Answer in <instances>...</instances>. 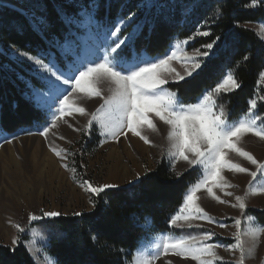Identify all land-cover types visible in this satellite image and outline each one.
Returning a JSON list of instances; mask_svg holds the SVG:
<instances>
[{
	"label": "snow or ice",
	"instance_id": "obj_1",
	"mask_svg": "<svg viewBox=\"0 0 264 264\" xmlns=\"http://www.w3.org/2000/svg\"><path fill=\"white\" fill-rule=\"evenodd\" d=\"M101 6L95 3V0L90 5L93 9ZM257 6L264 7V0H248L244 5L246 9ZM108 7L110 9L112 5ZM222 15V6L213 10V19ZM86 16L88 22L94 23L90 14L86 13ZM135 16V13L118 15L105 28V40L98 49L67 63L51 58L50 53L43 50H36L35 54H32L16 48L11 53L16 64L24 65L28 62L31 77L22 78L20 74L16 76L25 85L26 98L30 102L34 101L36 108L47 111L52 117L51 121L47 122L48 126L37 134L47 136L58 120L75 112L90 117L86 131L95 125L99 126L100 134L104 138L101 143L109 139L117 140L119 136H126L130 132L145 144H149L151 141L144 131L145 128L157 131L153 119L158 117L168 126L169 149L166 155L170 166L174 167L177 160L183 159L188 166L198 169L200 173L197 181L186 192L179 211L170 216V227H191L192 222L196 220L216 223L219 227L228 226L218 223L198 204V193L201 190L206 191L219 203H229L214 193V189H219L226 196L234 195L226 191L227 188L235 186L227 182L223 174L225 171L246 173L252 178L245 193L235 195L236 203L231 205L241 210L247 227H242V220L236 219L234 223L237 232L234 233V242L229 245L213 242L215 233L211 231L185 235L162 233L154 238L150 246L137 250L132 264H155L162 255L169 253L184 260L191 259L196 264H215L223 259L216 251L221 247L234 254L239 253L235 264H246L248 259L254 257L259 237L264 234V225L259 224L256 218L246 211L251 195L264 194V162L258 161L240 145L248 134L264 141V114L260 111L264 106V87H261L264 86V63L259 65L257 89L247 101V110L238 118H231L228 106L221 102V94L232 93L243 86L232 68L224 73L214 87L204 89L196 102L186 103L182 92L199 86L200 78L213 65L222 48L234 42L235 34L229 33L223 37L217 35L211 42L202 44L200 48L193 47L189 52V41L197 36L211 35L210 31L198 28L191 36L170 45L168 53L164 56L149 58L137 47L144 26L136 22ZM33 23L40 31L55 27L53 22L44 16L34 18ZM66 23L72 24L75 21L68 18ZM207 23L206 20L205 24ZM129 26L131 31H127ZM236 26H240L239 21ZM260 55V52L253 53L248 49L241 60L247 63ZM173 61H178L184 71H177L172 66ZM239 66L240 61L237 62V67ZM169 77L175 84L174 88L167 87L170 83ZM105 84L108 85L107 95H104L102 88ZM93 97H99L103 101L95 112L88 113L77 103L82 98ZM150 113L154 114L153 118H150ZM11 142L12 140L5 138V143ZM52 151L61 160L68 155L64 149L52 148ZM232 153L250 162L255 166V170L250 171L247 167L235 163L230 156ZM63 166L73 173L76 172L75 167L70 168L68 164ZM73 179L75 181L76 177L73 176ZM135 179L141 184L145 183L140 174H137ZM79 186L97 196L105 189L119 188L115 183L94 186L87 179L81 180ZM61 215L63 214L58 211L43 212L42 216L32 214L29 221L35 223L44 217L57 218ZM74 215L79 216L80 213ZM14 227L18 236L13 239V246L9 251L13 254L16 252L22 244L23 234L27 232L29 240L24 242V246L32 252V237L37 230L26 229L19 224ZM39 232L44 237L40 251H44L50 247L49 237L45 235V229L41 228ZM44 260L46 264H58V260L47 252H44Z\"/></svg>",
	"mask_w": 264,
	"mask_h": 264
},
{
	"label": "trees",
	"instance_id": "obj_2",
	"mask_svg": "<svg viewBox=\"0 0 264 264\" xmlns=\"http://www.w3.org/2000/svg\"><path fill=\"white\" fill-rule=\"evenodd\" d=\"M8 1L21 6L15 8L0 2V127L8 134L32 131L48 120L47 113L26 98L25 85L16 76L31 77L28 63L16 64L10 48L32 54L43 50L51 58L63 60L59 47L79 30L83 10L90 12L104 30L118 15L135 13L136 22L144 26L137 47L150 57L166 54L170 45L191 36L198 28L210 31L211 35L196 37L190 50L211 42L217 35L235 34L234 42L217 54L213 65L200 78L199 86L182 92L186 103L196 102L204 89L214 87L229 68L236 71L243 85L222 96L221 102L228 106L231 118H238L247 110V101L257 89L259 65L264 63V41L248 24L264 22V7L246 9L248 0H95L102 5L95 9L90 7L93 0ZM109 5H112L110 9ZM221 6L223 15L213 19V10ZM40 16L47 17L55 27L40 31L33 23ZM68 18L75 23H66ZM131 30L129 26L127 31ZM248 49L261 55L245 63L241 58ZM167 87L174 88L175 84ZM260 111L264 114V106ZM100 142L98 129L93 127L89 134L82 135L78 144L83 151H92ZM199 175L197 169L177 174L161 160L153 172L142 178L144 184L139 181L127 188L110 189L93 196L90 212L37 223L49 237L47 253L58 264H132L144 241L172 231L169 218L179 211L186 192ZM247 213L264 224V211L248 209ZM11 247L0 244V264H37L23 242L14 254L9 251Z\"/></svg>",
	"mask_w": 264,
	"mask_h": 264
},
{
	"label": "rangeland",
	"instance_id": "obj_3",
	"mask_svg": "<svg viewBox=\"0 0 264 264\" xmlns=\"http://www.w3.org/2000/svg\"><path fill=\"white\" fill-rule=\"evenodd\" d=\"M0 2L15 8L21 7L18 2L8 0H0ZM86 13L91 15V20L94 23L88 22ZM81 15L82 20L78 22L79 30L73 34V38L67 40L59 47L65 63L89 55L104 43V28L94 20L90 12L83 10ZM248 27L254 30L264 41V22L251 23L248 24ZM193 42L194 40L189 41V52H191L189 46ZM109 43H111V40H109ZM14 50V48H10V53ZM145 56L153 58L148 55ZM172 66L177 71H184L178 61H173ZM169 80V84H172L171 77H169ZM102 88L104 95H107L108 85L105 84ZM221 95L223 96L224 94ZM102 102L99 97L82 98L77 101L79 106H83L88 113L95 112ZM45 112L48 117L47 122L51 121V114L47 111ZM149 116L153 118L154 114L150 113ZM89 119V116H81L79 113L73 112L62 120H58L56 126L50 128L47 136L37 134L48 126L47 123L32 131L14 134L6 133L0 127V244L13 246L12 241L18 236L17 229L14 227L16 224L24 226L26 229H36V234L32 237L33 251L29 252L37 264H46L44 252H47V248L44 251H40L44 237L40 234V227L37 226V223L46 219L52 220L56 218L44 217L38 222L30 223V215L42 216L43 212L58 211L63 214L61 216H76L74 215L75 213L90 212L93 208L91 198L95 194L86 192L81 188L79 186L81 180L87 179L94 186L115 183L119 185V188H127L139 182V180L135 179L137 174H140L141 178H143L147 173L153 172L161 160H165L177 174L196 169L188 166L183 159L177 160L174 167L170 166L166 155L169 149L168 126L160 121L158 117L153 119L157 131L145 128L144 134L151 141L149 144H145L144 141L137 136H133L130 132L126 136H119L117 140L109 139L107 142L101 143L104 138L100 134L99 126L95 125L94 127L98 129L101 137V142L96 149L83 151L78 143L82 135L89 134L92 129L86 131ZM76 129H79V131ZM5 138L12 140V142L5 143ZM240 146L250 152L258 161L264 162V141L248 134L242 139ZM138 147L143 150H139ZM142 147H146L148 150L146 151ZM52 148L66 150L68 153L67 157L61 160L52 151ZM117 152L124 158L123 161L126 164L125 173L116 176V178L111 180L113 182H110V173L117 162L116 158H119ZM230 156L235 163L247 167L250 171L255 170V166L244 158L236 156L234 153L230 154ZM64 164H68L70 168L75 167L76 172L73 173L67 170L63 166ZM4 169L7 170L6 175H4ZM146 169L147 171H145ZM223 174L227 182L235 186L227 188L226 191H230L234 195L226 196L219 189H214V193L221 199L228 200L229 203H219L217 200L212 199L206 191L201 190L198 193V204L218 223L228 226L219 227L216 223L209 224L204 220H196L192 222L191 227H171L172 231L169 233L185 235L211 231L215 233L213 242L222 245H229L234 242V233L237 232L235 220L241 219L242 227H247V225L242 219L241 210L231 205L236 203L235 195H243L245 193L252 178L246 173L225 171ZM73 176L76 177L75 181ZM24 190H29L33 194L29 196L26 203L22 201L24 203L22 204L17 199ZM248 209L264 211V194L251 195L247 201L246 211ZM259 224L264 225L262 223ZM24 237H27V239L22 241L23 244L29 240L27 232L23 234ZM154 238L144 241L139 249L150 246ZM225 239L230 242H222ZM216 251L223 259L216 261L215 264H235V259L239 255L238 252L234 254L223 247L216 249ZM170 261L172 264H196L191 259L184 260L173 256L171 253L162 255L155 264H169ZM246 264H264V234L259 237V244L254 257L248 259Z\"/></svg>",
	"mask_w": 264,
	"mask_h": 264
},
{
	"label": "bare ground",
	"instance_id": "obj_4",
	"mask_svg": "<svg viewBox=\"0 0 264 264\" xmlns=\"http://www.w3.org/2000/svg\"><path fill=\"white\" fill-rule=\"evenodd\" d=\"M139 148V147H138ZM142 148H144V150H148L146 147H142ZM139 150H143V149H141V148H139ZM131 152V151H130ZM117 155L119 156V158H116V160H117V162H116V164L113 166V168H112V171H111V173H110V179H109V181L110 182H113V181H111V180H113V178H116V176H118V175H121V174H123V173H125V167H126V164H124V161H123V159L124 158H122L121 157V155L117 152ZM5 157H7V156H5ZM129 157H131V155H129ZM4 159V158H3ZM5 164V163H4ZM6 166V165H5ZM8 166V165H7ZM8 168V167H7ZM6 169H4V175H6ZM127 174V173H126ZM119 178V177H118ZM108 181V182H109ZM33 193L31 192V191H29V190H24L23 191V193L20 195V196H18V202H22V201H24L25 203H26V200L29 198V196L30 195H32ZM40 194V193H39ZM32 198V197H31ZM36 198V197H35ZM41 199V198H40ZM16 200V201H17ZM30 201V200H29ZM22 204H24L23 202H22ZM22 206V205H21ZM24 206H26V205H24Z\"/></svg>",
	"mask_w": 264,
	"mask_h": 264
}]
</instances>
